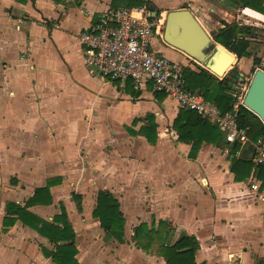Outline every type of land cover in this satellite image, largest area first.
<instances>
[{"label": "crops", "instance_id": "1", "mask_svg": "<svg viewBox=\"0 0 264 264\" xmlns=\"http://www.w3.org/2000/svg\"><path fill=\"white\" fill-rule=\"evenodd\" d=\"M148 1L160 17L188 7L204 28L197 11L209 27L214 12L226 22L238 20L239 11L255 13L229 0ZM123 2L0 0V264H57L43 252L54 242L12 206L25 207L47 185L49 193L27 210L53 222L65 208L78 264H167L134 240V227L153 219L167 222L169 241L195 235L199 263L264 264V172L255 162V140L236 154L252 162L249 175L237 180L230 145L204 141L191 155L192 144L178 140L173 122L181 107L174 99L102 78L84 64L81 31ZM154 44L196 69L158 33ZM149 113L154 143L138 132L149 126ZM99 191L118 200L122 234L107 232L93 215Z\"/></svg>", "mask_w": 264, "mask_h": 264}, {"label": "trees", "instance_id": "2", "mask_svg": "<svg viewBox=\"0 0 264 264\" xmlns=\"http://www.w3.org/2000/svg\"><path fill=\"white\" fill-rule=\"evenodd\" d=\"M232 6H241L242 8H250L257 13L260 19L264 21V0H229ZM148 0H124L125 5L148 4ZM160 11H157L159 15ZM223 26L215 30L214 39L225 48L236 54L237 58H250L253 56L250 46L253 37L254 28L251 25L240 23L237 21L223 22ZM258 59H254L256 63ZM185 77L187 79L186 87L190 90L201 92L206 99L215 101L221 110L230 107L233 100L232 92L234 86L224 84L223 80L210 72L202 65H197L196 69L187 66L185 69ZM128 81H131L130 79ZM127 81V82H128ZM151 88V84L148 85ZM159 99L166 96L165 93L156 91ZM154 114H147L149 126L145 125L138 131L145 135L149 142L154 143L157 138L156 123ZM239 121L242 126L248 127V135L251 139L256 140L264 137V122L261 118L241 105ZM173 128L178 134V140L192 144V153L195 155L198 148L204 141L215 143L219 146L230 145L231 154V170L235 173V179L241 180L242 177L249 175L252 169V162L246 161L237 156V152L241 149V143L235 141L229 143L223 132L208 119L200 116L195 110L181 108L178 115L174 119ZM260 170L264 172V164H258ZM49 193V186L37 188L33 196L28 200L26 206L35 202L40 196ZM13 213L18 214V218L25 224L33 227L43 236L48 237L55 244L53 249L43 248L46 256L57 264H78L75 257L77 249L75 246V232L70 223L67 212L63 207L60 215L54 217V221H47L39 218L32 212L27 210L25 206L13 204ZM93 215L98 217L101 226L107 231L115 235H120L124 231V217L120 209V204L114 195L108 191H99L97 197V207L93 211ZM16 219L5 218L6 224H13ZM59 222L62 225H59ZM134 240L142 250L162 256L167 264H207L205 262L196 261V251L199 248V241L195 235L185 234L173 241L167 238V222L159 220L155 224L141 222L134 227Z\"/></svg>", "mask_w": 264, "mask_h": 264}, {"label": "built area", "instance_id": "3", "mask_svg": "<svg viewBox=\"0 0 264 264\" xmlns=\"http://www.w3.org/2000/svg\"><path fill=\"white\" fill-rule=\"evenodd\" d=\"M163 26L162 17L148 4L107 9L80 33L84 64L91 73L118 80L120 85L129 79L138 90L151 84L154 92L165 93L181 108L195 110L214 123L229 143L250 142L248 127L239 121L247 89L243 79L235 80L233 100L226 110L201 92L188 89L185 69L189 65L153 49V38L156 33L162 36ZM253 145L256 164H264V137L257 138Z\"/></svg>", "mask_w": 264, "mask_h": 264}, {"label": "water", "instance_id": "4", "mask_svg": "<svg viewBox=\"0 0 264 264\" xmlns=\"http://www.w3.org/2000/svg\"><path fill=\"white\" fill-rule=\"evenodd\" d=\"M149 7L156 13L155 4L150 3ZM162 38L167 44L180 49L197 63L221 78L226 85H235L233 79L225 78L229 72L235 71L238 73V79L244 75L236 67L228 69L234 63L232 61L236 57V54L216 42L188 7L167 11L164 19ZM243 104L256 113L264 122L263 68L255 69L246 89Z\"/></svg>", "mask_w": 264, "mask_h": 264}, {"label": "rangeland", "instance_id": "5", "mask_svg": "<svg viewBox=\"0 0 264 264\" xmlns=\"http://www.w3.org/2000/svg\"><path fill=\"white\" fill-rule=\"evenodd\" d=\"M208 12L210 13L209 10H208ZM248 12L251 13L250 16H248L247 14H245L242 11H239L238 13L240 14V16H239L240 18H238V20L234 19V21H240L242 23L251 25L254 28V30H253L254 36L253 37L249 36V39L252 40L250 49H251L253 56L250 58L242 57L240 59H237V61L234 62L232 64V66L228 67V69L229 68L232 69V67H236V68H238V70L240 72L244 73L242 79H243V83L246 85L247 88H248V85L250 83V80L253 76L255 69H257V68H263L264 69V21L261 20L260 18H258L256 13H253L251 11H248ZM196 13L200 18H202L201 22H203V24L207 28V29L206 28L205 29L214 38L213 32L216 30V28L215 27L213 28V26H212L213 23H216V26H219L225 20L221 19L220 16L214 12L211 16V19L209 20L210 21L209 24H211V27H209L206 19L200 16V12L197 11ZM162 15H163V17H165V13H163ZM163 17H162V19H163ZM158 39H160V38H158ZM153 47H154V49H157V46H155V44L153 45ZM167 56L173 60H177V59H175V57H170L169 55H167ZM255 58L258 59V61L256 63H254ZM177 61H179V60H177ZM192 63L194 64L195 67H197V65H200L199 63H197L195 61H193ZM179 107H181V106H179Z\"/></svg>", "mask_w": 264, "mask_h": 264}, {"label": "flooded vegetation", "instance_id": "6", "mask_svg": "<svg viewBox=\"0 0 264 264\" xmlns=\"http://www.w3.org/2000/svg\"><path fill=\"white\" fill-rule=\"evenodd\" d=\"M238 73H236L235 71H231V72H229L228 74H227V76L225 77V78H228V79H233L234 81L236 80V79H238V75H237Z\"/></svg>", "mask_w": 264, "mask_h": 264}, {"label": "bare ground", "instance_id": "7", "mask_svg": "<svg viewBox=\"0 0 264 264\" xmlns=\"http://www.w3.org/2000/svg\"><path fill=\"white\" fill-rule=\"evenodd\" d=\"M166 15V14H165ZM163 20V19H162ZM236 61V57L233 59V61L232 62H235Z\"/></svg>", "mask_w": 264, "mask_h": 264}]
</instances>
